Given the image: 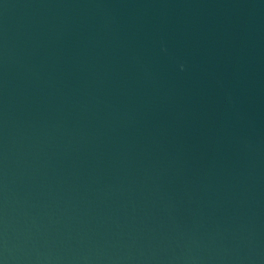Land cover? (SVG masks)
<instances>
[{
    "label": "water",
    "instance_id": "water-1",
    "mask_svg": "<svg viewBox=\"0 0 264 264\" xmlns=\"http://www.w3.org/2000/svg\"><path fill=\"white\" fill-rule=\"evenodd\" d=\"M0 264H264V0H0Z\"/></svg>",
    "mask_w": 264,
    "mask_h": 264
}]
</instances>
